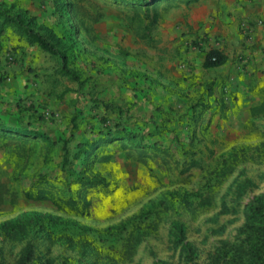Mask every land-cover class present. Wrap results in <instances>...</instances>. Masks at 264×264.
I'll return each instance as SVG.
<instances>
[{"label":"rangeland","instance_id":"rangeland-1","mask_svg":"<svg viewBox=\"0 0 264 264\" xmlns=\"http://www.w3.org/2000/svg\"><path fill=\"white\" fill-rule=\"evenodd\" d=\"M53 1L0 0L14 12L36 17L35 29L43 36L62 37L68 68L88 80L82 89L65 79L55 84L54 75L44 80L43 119L33 123H40L39 132L54 140L50 153L42 142H28L10 158L19 145L16 136L0 141L5 144L0 147V171L10 190L0 208V226L19 222L22 227L14 236L0 233V264H14L24 253H31L27 264H233L235 251L247 241L243 206L264 194V152L250 151L254 159L240 163L224 180L216 181L213 173L232 148L254 149L264 143V115L253 117L248 110L233 108L229 117H222L213 102L190 101L185 95L182 100L181 92L167 84V53L159 50L165 37L161 24L189 7L158 3L161 17L152 32L156 45L149 46L135 38L137 21L129 8L109 0H64L68 9L61 16ZM121 82L126 83L124 93L117 89ZM133 83L139 85L136 91ZM67 90L82 111L67 146L69 165L62 148L70 137L67 119L50 98ZM88 97L116 105L115 113L94 108ZM106 129L160 130L163 134L149 141L167 147L168 153L138 151L121 141L101 144L98 133ZM88 140L97 146L87 148L88 156L78 153L75 145ZM189 143L204 170L182 172L180 147ZM76 154L80 159L74 161ZM42 177L52 184L54 195L78 202V211L88 201V215L27 200L24 192ZM81 177L95 186L78 182ZM208 182L213 185L212 205L201 207L195 200L189 211L177 200L176 193H195ZM222 203L233 212L219 214ZM44 217L59 219L53 239L41 231ZM109 227L114 230L108 233ZM129 236L132 242L127 244Z\"/></svg>","mask_w":264,"mask_h":264},{"label":"crops","instance_id":"crops-1","mask_svg":"<svg viewBox=\"0 0 264 264\" xmlns=\"http://www.w3.org/2000/svg\"><path fill=\"white\" fill-rule=\"evenodd\" d=\"M179 15L170 14L161 24L165 37L159 50L167 53V84L181 92L182 100L185 95L190 101L203 98L213 102L212 108L222 117H229L233 108L251 114L250 109L264 101V0H200ZM211 51L223 54L225 64L206 68L204 63ZM44 56H48L47 62ZM56 69L49 55L29 47L11 32L0 37V141L23 138L25 131L50 137L39 132L40 123L33 120L43 119L39 111L46 106L44 80L53 75V80L57 78L55 84L64 80L55 75ZM133 84L136 91L139 85ZM117 86L121 92L126 91V83ZM67 95L68 90L50 98L55 99L67 119L66 128L71 134L76 132L73 124L82 111L77 108V97ZM88 100L93 104L94 99ZM103 112L114 114L115 109Z\"/></svg>","mask_w":264,"mask_h":264},{"label":"trees","instance_id":"trees-1","mask_svg":"<svg viewBox=\"0 0 264 264\" xmlns=\"http://www.w3.org/2000/svg\"><path fill=\"white\" fill-rule=\"evenodd\" d=\"M111 3L119 6L129 8L135 14L137 21L134 29V36L137 40L146 43L149 46L155 45L152 32L158 25L160 20V12L157 7L158 3H178L189 7L197 4L200 0H109ZM55 9L62 16L68 9V3L64 0H54ZM36 17L29 15L27 11L14 12L12 7L0 5V37L6 36L9 32L18 37L20 41L26 43L29 47H37L41 52L49 55L56 63L57 69L55 75L62 79L68 80L71 83H76L79 88H84L88 83V80L81 75L79 71L68 68V56L65 44L62 45L63 38L57 37L54 33H49L48 37L43 36L39 31L35 29ZM65 46V47H64ZM66 48V49H64ZM226 62V57L218 51H211L205 60L204 66L206 68L220 67ZM94 106L103 108L105 111H111L113 104L105 103L104 101L94 100ZM253 117L264 115V101L257 107L250 109ZM121 113V112H120ZM42 118V117H41ZM75 122V120H73ZM75 131L77 126L73 124ZM160 130L155 132L134 133L127 129L122 131L113 132L110 129L99 131L101 144H109L115 141L124 142V144L135 148L138 151H146L151 153H168L167 147L159 145L157 142L151 143L149 140L154 138L160 133ZM74 133V132H73ZM71 133L69 139L63 143L64 164H71L68 144L74 140V134ZM21 134V133H20ZM23 138L16 137L19 145L14 147V151L9 153V157L17 155L21 149H23L28 142H42L47 149V153L54 148L55 142L51 140L49 136L39 134L33 131H25L22 133ZM97 141L88 140L86 142L77 143L75 146L78 149V153H82L85 156L89 155L87 148L97 146ZM148 142V143H147ZM147 143V145H143ZM0 147H5V144L1 143ZM181 153L185 156V159L181 165L182 172L186 173L193 169L204 170L205 165L203 160L196 158V153L193 151L190 143L187 147H180ZM250 151L262 154L264 152V143L251 149L250 146L234 147L226 155L222 156L220 162V168L214 171V177L216 181H221L230 176L240 163L249 159H254L255 153L249 155ZM80 159V155L76 154L72 157V160L77 161ZM209 181V180H208ZM78 182L91 185L92 183L86 181L85 178H79ZM95 186V185H91ZM177 200L182 203L187 210L193 211L194 201L198 200L197 205L201 207H208L213 203V185L210 182L206 183L201 190L195 193H176ZM10 196V190L7 182L3 179L0 171V208L4 206L7 198ZM24 197L27 200L32 201H48L52 203L56 208L64 210L66 207H70L77 215H88L90 203L86 200L81 203V211H78V202L72 199L60 198L53 194L52 184L46 180V177L40 178L34 182L31 187L24 192ZM232 210L229 209L226 204H221V211L219 214H228ZM233 212V211H232ZM243 230L242 233L246 235L247 241L243 246H240L234 253L233 264H264V194L255 196L249 199L243 206ZM45 222L40 225L41 231L48 235V239H53L58 226L59 219L52 217H44ZM61 224H64L63 222ZM19 222L7 223L0 226V233L6 236H14L18 229H21ZM111 229H105L109 233ZM128 243H131V237L124 239ZM31 253H24L14 264H27L30 260Z\"/></svg>","mask_w":264,"mask_h":264}]
</instances>
